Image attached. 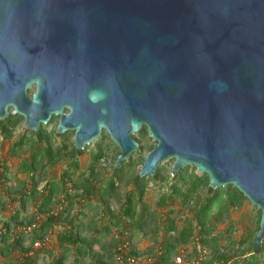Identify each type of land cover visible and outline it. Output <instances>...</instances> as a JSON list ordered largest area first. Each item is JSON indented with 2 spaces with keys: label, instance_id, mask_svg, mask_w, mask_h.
<instances>
[{
  "label": "water",
  "instance_id": "1",
  "mask_svg": "<svg viewBox=\"0 0 264 264\" xmlns=\"http://www.w3.org/2000/svg\"><path fill=\"white\" fill-rule=\"evenodd\" d=\"M53 114L79 151L106 130L113 168L147 127L138 177L174 159L173 177L194 165L236 186L262 210L260 250L264 0H0V121L39 132Z\"/></svg>",
  "mask_w": 264,
  "mask_h": 264
},
{
  "label": "trees",
  "instance_id": "2",
  "mask_svg": "<svg viewBox=\"0 0 264 264\" xmlns=\"http://www.w3.org/2000/svg\"><path fill=\"white\" fill-rule=\"evenodd\" d=\"M22 122L23 117L21 115L10 116L6 120L0 121V135L11 137ZM47 128L48 126H45L38 134L32 131H24L19 140L13 143L11 151L15 152L25 145V143L31 142V139L28 138L29 133L36 137L35 149L29 160H24L21 163V171L30 173L34 180V172L37 168L44 169L49 164L61 160L65 156H70L71 159L67 167L63 170L59 181L52 180L48 182L42 190H38L39 181H34L33 188L24 193L22 198L17 199L20 202V207L14 210L11 219L3 226L7 228L9 232L0 236V252L4 254L9 253L15 245H21L27 236H32L33 246V243L37 239L42 238L48 231L52 230L54 224L70 211L74 205V200L68 202L58 215H50L43 219L40 225L29 235L20 233L13 241L9 242L12 235L11 230L14 228V225L30 224L35 221L38 213L46 212L51 206L57 203L59 200L57 196L61 191H65L66 193L64 194H66V196L70 195L66 185L69 181H73V187L82 188V195H84L83 198L86 201L84 205H94L93 199L91 198L100 200L102 204H104L102 215L105 217V221L111 220L112 223L105 222L101 231H99V233H101L90 237L88 234H84L85 230L90 229V222L85 220L86 213L81 212L77 218H72L70 220V229L62 232L58 236L59 245L62 247V250L58 254H54V251L48 250L47 253L52 259L45 264H108L109 258L115 261L118 246L123 239L118 242L113 239L109 242L106 239V235L111 231L112 225H115L117 229L122 232L123 228H125V226L127 227V225L142 229L144 225L143 218L145 209H139V204L143 202L149 181L157 183L163 179L161 168H158L156 178L148 176L140 178L138 177L139 171L129 177L130 172L133 171L138 162L137 156L146 147L142 142V137L148 133L147 127L139 134L134 135L140 144L138 152L128 160L119 164L116 168H113V166L117 156L114 157V162L111 164L109 174L101 176L99 165L108 158V148L103 145L104 136L106 134L103 135L95 142V147L90 153L88 172L81 171L77 180H74L73 177L76 171L81 168L79 157L83 155L85 151L77 150L73 141L70 144L68 133L63 135L54 134L55 137L63 138L62 144L56 146L54 144L55 138L48 132ZM107 136L109 137L108 134L106 137ZM43 143L46 145L42 146ZM154 145L155 144H150L149 151L154 148ZM121 183L132 184L133 188L127 192L119 213L111 212L108 205L109 199L118 196ZM171 187L175 193L181 194L185 201L192 196L196 197L194 202V216L192 220L188 221L189 224L180 231L174 224V221L169 222L168 226L165 228V236L161 241V252L154 261V264H175L173 256L177 252L178 246L190 240L194 234L195 227L197 230L196 239H199L203 248L209 250V254L203 260V264H212L215 260L225 261L226 256L224 249L221 247V241L231 240V244H236L235 239H230L235 226L234 222L231 220L232 210L240 207L249 199L232 184L220 188L210 186L208 174L199 172L194 165L181 169L179 174L172 178ZM39 195L41 197L38 205L39 211L30 217H23L22 212L27 206L28 199H38ZM257 211L256 220L258 225L256 230L251 231L249 234V237H253L251 244L252 250L248 256L244 257L245 264H259L261 258H264V238L260 250H256L254 243L262 217V210L258 208ZM103 216L102 218H104ZM223 222H227L226 227L223 230L214 232L217 225ZM176 231L179 233L176 234ZM129 232L130 231L127 230L124 231L123 234L126 235V237L128 235L127 239L132 245V236L130 237ZM248 241L249 238L247 237L240 241L239 244L245 245ZM196 243L195 254H198V241H196ZM109 245L114 246L113 252L109 249ZM97 246H99V249ZM45 250H47V248H39L34 251L25 249L22 259L15 260V262L12 263L40 264L42 259L41 252ZM130 253L136 255L137 248L132 245ZM70 256H72V259L68 262ZM190 258L191 255L187 256L186 262L181 264H189L188 260ZM8 263L10 262H5L4 264Z\"/></svg>",
  "mask_w": 264,
  "mask_h": 264
},
{
  "label": "rangeland",
  "instance_id": "3",
  "mask_svg": "<svg viewBox=\"0 0 264 264\" xmlns=\"http://www.w3.org/2000/svg\"><path fill=\"white\" fill-rule=\"evenodd\" d=\"M35 88L31 89L34 91ZM58 123V118L56 117L52 123L49 124L47 130L54 136V130L56 129ZM24 122L16 129L11 137H5L0 135V228L11 219L14 210L20 207V202L17 199L22 198L23 194L31 190L34 185V181H39L38 190L42 188L52 180L59 181L63 170L67 167L71 157L65 156L63 159L58 160L52 164H49L44 169L37 168L34 172L35 179H32L30 173L21 171L20 166L24 160H29L33 150L35 149V136L31 133L28 134V138L31 142L25 143L21 148L15 152L11 151L13 143L19 140L21 134L24 130ZM107 135V131H103V135ZM102 135V136H103ZM104 136L103 145L108 148V158L102 161L99 165V172L101 176L107 175L110 172L111 164L114 162V157H116L120 151L119 147L111 140L109 137ZM54 144L59 146L63 142V138L54 136ZM70 144L74 142V133L69 135ZM101 138V137H100ZM99 138V139H100ZM98 139V140H99ZM96 140V141H98ZM86 146L84 149V154L79 157L81 168L76 171L74 180H77L81 171L88 172L90 163V153L95 147V142ZM143 144L146 145L145 149L137 156V164L133 171L130 172L131 177L135 172L140 171L145 155L150 149V144H155L152 137L147 133L142 137ZM46 144L43 143L42 146ZM138 152V150L136 151ZM134 152V154L136 153ZM133 154V155H134ZM174 159L166 160L159 165L161 168V175L163 179L159 182L149 181L146 193L143 198V202L139 204V209L144 208V225L143 228H134V226H125L124 231H130V237L132 236V245L137 248V256L142 260L143 264H154L157 256L161 252V241L165 236V228L168 226L169 222L174 221L178 230H182L189 224V220L193 219L194 216V202L196 200L195 196L184 200L181 194L175 193L171 187L172 184V165ZM3 174V176H2ZM129 179V178H128ZM66 185V184H65ZM73 181L67 183L70 195L66 196L65 191H61L57 197L59 199L64 196L66 197L67 203L74 200V205L58 222L54 224L51 230V241L47 246V250L41 252L40 264H45L50 262L52 257L47 253L48 250L54 251V254H58L62 247L59 245L58 236L69 230L71 227L70 220L72 218H77L81 212L86 213L85 220L90 222V229L84 231V234L92 237L93 235H99V231L106 223H112L111 220H106L103 214V205L100 200L93 199V204L85 206V200L82 195V188L73 187ZM133 188L132 184L121 183L118 190V196L109 199V208L111 212L119 213L122 202L126 198L127 192ZM38 199H28L27 206L22 212L23 217H30L36 214L39 209L38 205L40 202V195ZM257 206L252 205L250 200H246L240 207L232 210L231 220L234 222V230L232 237L236 240V244H231V240H222L221 247L224 249L226 264H245L244 257L251 253V244L253 237H249L251 231H255L258 225L256 220L257 216ZM102 216L104 218H102ZM95 219V220H94ZM94 220V221H93ZM104 221V222H103ZM194 222V221H193ZM110 223V224H111ZM195 224V222H194ZM227 225V222H223L217 225L214 232L218 230H223ZM19 225H14L12 233L18 231ZM122 230V229H121ZM122 231H119L115 225H112L111 231L106 235V239L110 242L113 239L117 242L122 240L126 235ZM197 230L195 227L194 234L188 242L182 243L178 246L177 252L173 256V259L180 255L186 259L187 256L191 255V258H195L196 236ZM179 232L176 231V234ZM132 234V235H131ZM13 235H11L9 242L13 241ZM249 238V241L245 245H240L239 242L244 240V238ZM128 238V235H127ZM99 249V246H97ZM25 249H30L31 251L37 250L32 246V236H27L21 245H15L14 248L7 254L0 252V264L5 262H10L8 264H18L12 263L15 260L22 259ZM109 249L113 252L114 246L109 245ZM69 257L68 262L72 259ZM108 264H117L116 260L109 258ZM259 264H264V258H261Z\"/></svg>",
  "mask_w": 264,
  "mask_h": 264
},
{
  "label": "built area",
  "instance_id": "4",
  "mask_svg": "<svg viewBox=\"0 0 264 264\" xmlns=\"http://www.w3.org/2000/svg\"><path fill=\"white\" fill-rule=\"evenodd\" d=\"M67 204V200L64 196H62L57 203L54 206H51L46 212L44 213H38L36 215L35 221H33L30 224H24V225H19L18 231L21 233H25L29 235L35 228H37L40 225V222L45 219L46 217L50 215H58L65 207ZM13 230H11L12 232ZM9 230L5 227L0 228V236L3 234L8 233ZM11 233L13 235V238L19 236V233L17 231H14ZM198 241V254L195 256V258H190L188 260L189 264H203V260L205 257L209 254V250L206 248H203L199 242V239H196ZM51 241V230L48 231L42 238L37 239L33 243V247L36 249L39 248H47L49 242ZM131 242L128 241L127 237L125 236L122 240V242L119 244L118 249H117V255H116V263L117 264H143L142 260L139 256L135 254H131ZM175 264H181L186 262V259L183 258V256H176L174 258ZM212 264H226L223 260H215Z\"/></svg>",
  "mask_w": 264,
  "mask_h": 264
},
{
  "label": "flooded vegetation",
  "instance_id": "5",
  "mask_svg": "<svg viewBox=\"0 0 264 264\" xmlns=\"http://www.w3.org/2000/svg\"><path fill=\"white\" fill-rule=\"evenodd\" d=\"M33 88H35V89H34V91H32V93H31L30 90L33 89ZM35 91H36V85H34V87L28 89V96L32 98V97H33V94H34ZM12 110H13V108H10V109H9V112H12ZM66 111L69 112L70 110L67 108ZM10 116H14V115H10ZM10 116H8V117H10ZM8 117H7V118H8ZM22 117H23V116H22ZM55 117L58 118V123H57L56 129L54 130V134H55V135H63V134H58V133H57V127H58V124H59V121H60V116L55 115V114H53V116L51 117L50 121H49L47 124H41V126H40V131H41V129L44 128L45 126H49V124L52 123V122L54 121ZM7 118H6V119H7ZM6 119H4V120H6ZM1 121H2V120H1ZM23 122H24L23 127H24V130H25V119H24V117H23ZM28 130L34 132V131L31 130V129H28ZM25 131H27V130H25ZM40 131H39V132H35V133L38 134V133H40ZM71 131H73V130H71ZM67 132H68V131H67ZM73 132H74V136H75V131H73ZM64 134H66V132H65ZM102 135H103V133H102ZM101 137H102V136H101Z\"/></svg>",
  "mask_w": 264,
  "mask_h": 264
}]
</instances>
